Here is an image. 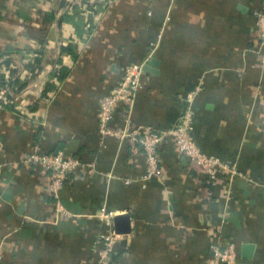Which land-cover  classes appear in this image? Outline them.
<instances>
[{
    "label": "crops",
    "instance_id": "0c3cea01",
    "mask_svg": "<svg viewBox=\"0 0 264 264\" xmlns=\"http://www.w3.org/2000/svg\"><path fill=\"white\" fill-rule=\"evenodd\" d=\"M256 11L264 0H0V94L12 100L0 112L4 264H94L109 229L102 209L132 217L120 264H224L214 245H234L236 264H264ZM133 63L150 67L128 107L133 124L170 130L192 108L200 148L241 176L215 183L169 137L162 177L146 178L137 142L101 134L100 101ZM126 111L111 128L125 127ZM34 149L92 163L61 190L67 212L44 166L24 161Z\"/></svg>",
    "mask_w": 264,
    "mask_h": 264
},
{
    "label": "built area",
    "instance_id": "2783aa9c",
    "mask_svg": "<svg viewBox=\"0 0 264 264\" xmlns=\"http://www.w3.org/2000/svg\"><path fill=\"white\" fill-rule=\"evenodd\" d=\"M255 14L260 39L259 51L264 62V11H256ZM143 72L144 68L142 65L136 63L129 65L126 68L123 79L101 99L98 113L101 134H111L121 138L130 137L137 142L146 155V178L160 179L162 177L160 148L163 141L169 137H174L180 151L190 158L197 168L209 175L215 183L220 181V179L222 180V176L225 177L226 172L231 173V175L241 176L242 173L235 164L224 161L220 157L208 155L200 148L193 134L194 110L192 108H189L170 130H161L151 125L133 124L128 110L135 101ZM7 90H4V92H7ZM10 102L12 100L5 93L0 94V112ZM121 105L127 107L125 114V116L127 115L125 118L126 125L123 129L115 130L111 128L110 124L120 114ZM24 161L44 166V170L49 176L47 183L48 193L58 200L61 190L73 175H79L93 167L92 163L86 162L80 156L67 153L64 150L40 153L34 149L26 155ZM57 205L60 212H67L60 200ZM115 216V212L107 211L106 209H102L99 213V217L109 229L98 240L97 244H99L98 247L100 248H98V256L94 264H120L116 246L124 235L118 233L114 227L113 219ZM214 250L217 257H220L224 264H236L234 245L229 247L214 245ZM0 264H4L1 251Z\"/></svg>",
    "mask_w": 264,
    "mask_h": 264
},
{
    "label": "water",
    "instance_id": "95a60500",
    "mask_svg": "<svg viewBox=\"0 0 264 264\" xmlns=\"http://www.w3.org/2000/svg\"><path fill=\"white\" fill-rule=\"evenodd\" d=\"M157 60L152 61V65H155ZM150 67L146 65L144 70H148ZM116 230L120 234H127L132 231V217L130 213H124L115 217Z\"/></svg>",
    "mask_w": 264,
    "mask_h": 264
}]
</instances>
